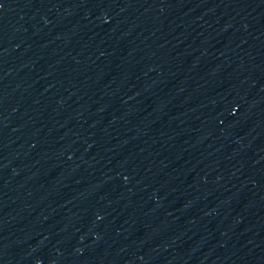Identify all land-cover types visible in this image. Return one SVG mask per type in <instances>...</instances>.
<instances>
[{
    "label": "water",
    "instance_id": "1",
    "mask_svg": "<svg viewBox=\"0 0 264 264\" xmlns=\"http://www.w3.org/2000/svg\"><path fill=\"white\" fill-rule=\"evenodd\" d=\"M0 264H264V0H37Z\"/></svg>",
    "mask_w": 264,
    "mask_h": 264
}]
</instances>
